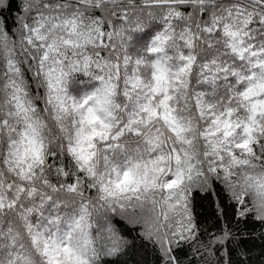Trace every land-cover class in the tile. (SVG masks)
<instances>
[{
	"label": "snow or ice",
	"instance_id": "snow-or-ice-1",
	"mask_svg": "<svg viewBox=\"0 0 264 264\" xmlns=\"http://www.w3.org/2000/svg\"><path fill=\"white\" fill-rule=\"evenodd\" d=\"M249 225L264 0H0V264H253Z\"/></svg>",
	"mask_w": 264,
	"mask_h": 264
},
{
	"label": "trees",
	"instance_id": "trees-1",
	"mask_svg": "<svg viewBox=\"0 0 264 264\" xmlns=\"http://www.w3.org/2000/svg\"><path fill=\"white\" fill-rule=\"evenodd\" d=\"M247 231L251 233L252 242L250 247L252 248L251 256L253 258V264H260V261L264 259V257L261 256V253L264 252V240L260 238L261 229L257 225H249ZM136 235V232H132V234L126 238L131 242L132 237ZM136 243L139 244V240H137ZM126 259L127 257L122 253L117 255H106L102 257L101 264H105V262H107V264H124Z\"/></svg>",
	"mask_w": 264,
	"mask_h": 264
}]
</instances>
